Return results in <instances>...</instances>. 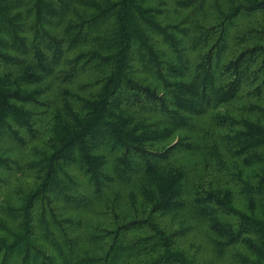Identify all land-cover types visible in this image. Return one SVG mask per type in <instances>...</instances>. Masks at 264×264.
<instances>
[{
    "label": "trees",
    "instance_id": "trees-1",
    "mask_svg": "<svg viewBox=\"0 0 264 264\" xmlns=\"http://www.w3.org/2000/svg\"><path fill=\"white\" fill-rule=\"evenodd\" d=\"M0 264H264V0H0Z\"/></svg>",
    "mask_w": 264,
    "mask_h": 264
},
{
    "label": "rangeland",
    "instance_id": "rangeland-1",
    "mask_svg": "<svg viewBox=\"0 0 264 264\" xmlns=\"http://www.w3.org/2000/svg\"><path fill=\"white\" fill-rule=\"evenodd\" d=\"M86 77V76H85ZM178 159L182 162L191 173L193 178L196 180L203 179L205 181H220L226 182L231 181L229 177V173L219 167L216 160L213 157L205 156L203 153H182L178 155ZM196 226L191 232L188 234V240L198 242H203L206 245L204 247L210 245L209 242V230L205 223L201 221L195 222Z\"/></svg>",
    "mask_w": 264,
    "mask_h": 264
}]
</instances>
